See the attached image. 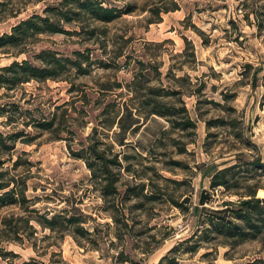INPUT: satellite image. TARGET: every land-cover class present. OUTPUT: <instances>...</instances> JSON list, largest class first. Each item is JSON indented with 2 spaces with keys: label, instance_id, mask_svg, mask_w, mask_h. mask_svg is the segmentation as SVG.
Listing matches in <instances>:
<instances>
[{
  "label": "rangeland",
  "instance_id": "rangeland-1",
  "mask_svg": "<svg viewBox=\"0 0 264 264\" xmlns=\"http://www.w3.org/2000/svg\"><path fill=\"white\" fill-rule=\"evenodd\" d=\"M107 1L133 11L95 22L93 35H41L34 48L71 57L81 50L88 73L73 68L68 80L0 88V131L21 134L8 142L14 147L0 142V170L25 192L0 210V264H158L192 236L200 250L178 254L190 264H264V226L241 239L218 233L207 216L239 199L211 189L213 166L240 153L264 156V0ZM161 6L171 9L160 18L152 8ZM15 22H1L0 35ZM24 58L0 52V67ZM140 72L142 94L165 87L176 115L145 118L128 87ZM93 145L122 162H109L116 197L103 194L106 175L94 179ZM253 172L242 173L239 191L264 189V174ZM203 191L212 194L210 210L197 211ZM74 213L90 233L66 220ZM56 214L53 230L47 219Z\"/></svg>",
  "mask_w": 264,
  "mask_h": 264
},
{
  "label": "trees",
  "instance_id": "trees-1",
  "mask_svg": "<svg viewBox=\"0 0 264 264\" xmlns=\"http://www.w3.org/2000/svg\"><path fill=\"white\" fill-rule=\"evenodd\" d=\"M39 5H41L40 8H35ZM163 8L162 6L152 8V11L157 13L161 18L163 11L168 12L171 9ZM177 8L175 7L174 9ZM132 11L129 4L125 11L118 4L108 3L107 0H0V23L10 18L16 19V22L11 25V31L0 35V52L16 58L24 54L28 55V58L22 60L15 59L13 62L0 67V88L15 89L19 85L34 80H68L69 72L73 68L79 74L88 73L84 64L90 62V56L81 50H76L74 57L61 54L55 49H42L40 52H35L34 48L41 39L40 36L54 34H66L70 36L93 35L96 32L95 22L107 25L122 17L124 12L130 13ZM149 21L153 23L156 20L150 19ZM104 29L103 32L106 34L108 30ZM124 54V50L122 49L120 56H124ZM140 64L144 66L145 62L140 60ZM146 81V74L140 72L128 84L130 91H132L130 94L135 92L138 94L135 98L142 99L140 104L145 110V118L149 119L153 115L165 117L176 115V108L170 105V101L165 100L166 95L162 93L167 91L165 87L162 86L156 91H151L149 92L150 94L147 92L142 94L141 91L146 88ZM118 85L123 87L122 82ZM183 111L186 112L187 109L184 108ZM0 115L5 114L0 112ZM123 116L124 111L117 115V123L121 122ZM189 121L193 123L191 119ZM209 123L212 124V121ZM37 124L41 123L38 122ZM47 125L49 126L47 128L52 127L53 121L47 122ZM135 129H137V126ZM19 136H21L19 132L5 135L4 132L0 131V142L6 145V147L11 148L13 144L9 145L8 142L16 141ZM91 149L94 160H89V167L93 170L94 179H104L105 176L103 175H106L108 184L103 188V194L116 197L120 194L116 186L118 178H116L117 175L111 170L109 162H112L114 166H118L119 168L122 166V162L119 160V157H115L112 161L107 160L97 149V145L91 146ZM100 166L104 171L102 174L98 173V167ZM213 168L211 189L214 191L225 189L224 192L238 195L239 199L237 201H225L223 208L213 209L212 213H208L207 215L209 217L208 221L220 234L239 236L241 239H244L250 233L253 237H257L258 233L262 231L261 227L264 226V198L259 197L258 192L260 196H264V189L259 191L260 187L258 186L248 192H241L237 188L244 171H254L257 176L264 174V156H246L244 153H240L236 156L234 163L226 165L223 168L214 165ZM7 173L0 170V210L5 205L19 203L21 198L25 197V192L18 190L20 184L18 178L15 175L6 178ZM157 196H159L158 193L154 192L151 199H156ZM211 198L212 194L210 192L203 191L196 210L200 211V208L210 210L205 205ZM61 217L62 214H56L50 219L48 218V226L55 230L56 220ZM114 218L115 221H120L117 216H114ZM66 220L71 224L78 225V229H81L84 233H90L83 225L86 221L77 215V213L66 217ZM249 227L254 230L247 232ZM201 247L202 244L199 239L197 240L195 236H192L180 241L179 244L170 249L162 258L160 257L158 264H190L182 260L178 254L182 252L194 254ZM0 255L3 256V254ZM132 262L137 263L133 260ZM23 264L33 263L24 262Z\"/></svg>",
  "mask_w": 264,
  "mask_h": 264
}]
</instances>
